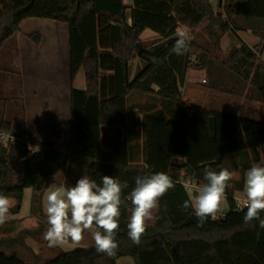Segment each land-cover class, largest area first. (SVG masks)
<instances>
[{
    "label": "trees",
    "instance_id": "trees-1",
    "mask_svg": "<svg viewBox=\"0 0 264 264\" xmlns=\"http://www.w3.org/2000/svg\"><path fill=\"white\" fill-rule=\"evenodd\" d=\"M27 18L68 25L71 80L82 71L85 81L84 90L70 91L71 155L90 161L87 176L98 184L108 175L129 185L123 190L115 256L97 253L95 247L76 248L45 264H95L123 257L134 264H264V228L258 220L244 222L246 209H233L247 169L254 163L264 166V124L187 104L181 93L192 67L205 71L216 91L229 87L235 94L247 85L249 95L264 108V63L258 58L264 50V0H219L217 12L210 0H132L131 6L123 0H0V47ZM181 26L191 39L189 51L178 56L171 49ZM145 30L156 39L143 42ZM201 31L207 40L203 45L196 40ZM246 32L260 43L252 49L241 43L224 59L211 58L221 51L223 36ZM28 38L35 44L40 40L39 35ZM135 59L140 67L131 78ZM135 97L150 102L135 104ZM102 129L123 130L122 141L118 134L114 140L102 136ZM0 132L19 139L14 145L0 144V192L20 190L27 162L52 147L38 146L31 153L24 135L5 119ZM208 167L237 172L238 178L225 190L227 213L201 222L191 208L182 209L189 196L180 181L202 186ZM156 172L169 175L175 187L160 199L140 243L133 244L127 235L132 207L127 196L138 175Z\"/></svg>",
    "mask_w": 264,
    "mask_h": 264
},
{
    "label": "crops",
    "instance_id": "crops-1",
    "mask_svg": "<svg viewBox=\"0 0 264 264\" xmlns=\"http://www.w3.org/2000/svg\"><path fill=\"white\" fill-rule=\"evenodd\" d=\"M216 2L218 6L219 0ZM123 4L131 6L132 0H123ZM126 23L130 24V18L126 19ZM248 34L252 35L249 32L231 34L235 40L224 37L220 40L221 51L228 50L233 44L243 43L251 49L257 46L260 43L258 39L242 38ZM29 35H39V43L35 44L28 38ZM140 39L151 42L156 35L145 30ZM262 55L264 57V50ZM139 67L138 59L133 60L131 78ZM101 72L105 76L109 74ZM191 72L198 71H187L184 86L194 83L189 81ZM199 73L201 78L205 75L204 71ZM76 76L71 80L66 23L50 19H24L19 23V32L0 47V120L11 122L24 135L33 152L38 151V146L52 147L51 150H42L39 159L27 162L24 188L0 192L12 201L7 221L0 225V264H45L76 248L95 247L89 231L83 234L79 244L69 241L49 247L43 238L47 230L43 211L46 193L57 186H74L79 178L87 175L90 164V161L71 155L70 91L75 89ZM101 132L109 140H114L118 134L122 141L124 136L123 130L102 129ZM244 194L243 190L235 196L243 197ZM226 213L227 210L222 211L214 219L222 218ZM118 261L104 258L95 264H117ZM123 264H131V260L125 258Z\"/></svg>",
    "mask_w": 264,
    "mask_h": 264
},
{
    "label": "clouds",
    "instance_id": "clouds-1",
    "mask_svg": "<svg viewBox=\"0 0 264 264\" xmlns=\"http://www.w3.org/2000/svg\"><path fill=\"white\" fill-rule=\"evenodd\" d=\"M177 39L171 49L178 56L189 51L191 39L186 29L178 28ZM153 63H159L158 58H151ZM30 150L34 151L30 146ZM205 183L188 191L189 199L182 205L183 210L191 208L198 220L203 222L209 216L215 218L220 205L233 179V173L226 168L219 171L208 167L204 169ZM102 183L98 184L87 175L79 178L74 186L65 188L63 185L53 188L45 195L43 211L46 216L47 230L43 238L49 247L63 245L69 241L79 244L86 231L91 233L97 253L109 257L115 256L118 250L116 240L119 231L121 205L124 203L123 190L129 187L127 182L104 175ZM175 185L169 175L156 172L138 175L135 186L127 196L131 202L130 216L127 223V235L133 244H139L147 221L153 220V213L159 208L160 199ZM187 187V186H186ZM245 198L240 202L239 209L246 212L244 222L250 224L259 221L264 228V166L253 164L244 174ZM12 201L6 195L0 194V225L6 223Z\"/></svg>",
    "mask_w": 264,
    "mask_h": 264
},
{
    "label": "rangeland",
    "instance_id": "rangeland-1",
    "mask_svg": "<svg viewBox=\"0 0 264 264\" xmlns=\"http://www.w3.org/2000/svg\"><path fill=\"white\" fill-rule=\"evenodd\" d=\"M210 3L214 7L213 8L214 12H217L216 0H212L210 1ZM180 28L186 29L189 32V30L186 27L181 26ZM203 34H204L203 32L198 33V36L196 37L197 43L201 45L205 44V42L207 41L204 38L205 34L204 35ZM224 37H226L228 40H235L232 37L231 33H228L225 36H223L221 40ZM242 38L244 40L245 38L247 40H257V38L253 37L250 34L243 35ZM239 46L240 45L238 44H233L228 50L214 52L213 54H211V58H218L219 60L224 59L226 57V54L232 48H238ZM258 58L261 63H264L263 62L264 57L262 54H260ZM189 70L198 71V72H191L192 76L191 78H189V81L193 80L194 83H192V85L190 86L183 85V87L181 88L182 99L185 103L218 110V111H222L225 113H231V114L236 115L239 118L264 124V108L261 106L259 102H257L252 96L249 95L247 85H244L242 88L236 90L237 92L235 94L229 93L228 91L229 87H227L225 91H221V90L216 91L211 88V84L207 80L206 74L201 78V75L199 73L201 70H195L192 67L189 68ZM196 76L198 77L197 80L195 79ZM203 79L204 81L206 80V83H202ZM74 88L78 90L85 89V82H84V77H83L82 72H79L78 75L76 76ZM132 102H134L135 104L142 105L146 103L148 104V102H150V99L147 97L146 98L135 97L134 99H132ZM233 178L234 179L238 178L237 172L233 173ZM234 197H237L238 199L241 198L240 195L234 196ZM228 209H229L228 203L225 197H223L221 205H220V210L217 214L222 213V211H225V210L228 211ZM154 213L156 214V212ZM154 213H153V216L155 217ZM153 220L147 221V225H151L153 223ZM125 258H128L129 260H131V264H134L133 260L129 257H123V258L118 259L119 261L117 264H123V260ZM120 260H122V262Z\"/></svg>",
    "mask_w": 264,
    "mask_h": 264
},
{
    "label": "built area",
    "instance_id": "built-area-1",
    "mask_svg": "<svg viewBox=\"0 0 264 264\" xmlns=\"http://www.w3.org/2000/svg\"><path fill=\"white\" fill-rule=\"evenodd\" d=\"M202 83H205L204 79L202 80ZM17 141H19V139L17 137H14V136H12L8 133H5V132H0V144L1 145H3V146L14 145ZM31 153H34V152L31 151ZM180 184L187 191V193H188L189 189H191L193 191V193H195V189L197 187H200V185L197 184V182H195V181H180ZM244 198H245V194L243 197H241L239 199L237 197L233 198V201H234L233 209L235 211H238V212L241 211L239 209V204Z\"/></svg>",
    "mask_w": 264,
    "mask_h": 264
}]
</instances>
